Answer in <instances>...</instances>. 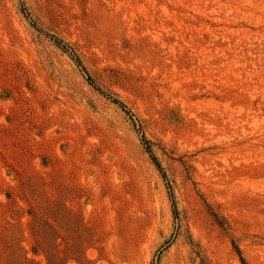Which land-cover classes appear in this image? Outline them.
Returning a JSON list of instances; mask_svg holds the SVG:
<instances>
[{"label":"rangeland","instance_id":"rangeland-1","mask_svg":"<svg viewBox=\"0 0 264 264\" xmlns=\"http://www.w3.org/2000/svg\"><path fill=\"white\" fill-rule=\"evenodd\" d=\"M0 264H264V0H0Z\"/></svg>","mask_w":264,"mask_h":264},{"label":"trees","instance_id":"trees-1","mask_svg":"<svg viewBox=\"0 0 264 264\" xmlns=\"http://www.w3.org/2000/svg\"><path fill=\"white\" fill-rule=\"evenodd\" d=\"M74 58H75L76 62L78 63V65L81 66L79 60H78L76 57H74ZM81 68H82V70H84V68H83L82 66H81ZM87 80H88L89 82H91V84H93L92 79H91L88 75H87ZM113 102H115V103H119V101H116L115 99L113 100ZM119 104H121V103H119ZM146 149L148 150V152H150L148 147H146ZM150 156H151V159L153 160V162H155L156 166L160 169V166H159V164L157 163L155 157H154L153 155H151V153H150Z\"/></svg>","mask_w":264,"mask_h":264}]
</instances>
